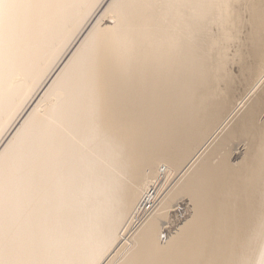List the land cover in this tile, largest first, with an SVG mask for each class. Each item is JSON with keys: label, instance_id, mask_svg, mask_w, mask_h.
Instances as JSON below:
<instances>
[{"label": "bare ground", "instance_id": "bare-ground-1", "mask_svg": "<svg viewBox=\"0 0 264 264\" xmlns=\"http://www.w3.org/2000/svg\"><path fill=\"white\" fill-rule=\"evenodd\" d=\"M259 6L261 0H245ZM83 8L57 9L22 47L16 67L0 87V144L31 142L41 129L49 139L75 135L84 151L92 147L79 122L83 93L78 53L86 42L112 39L110 55L117 62L179 59L190 53L178 47L186 34L178 28L137 31L127 41L116 38L126 26L116 23L108 0H80ZM237 15L231 50L207 38L209 73L175 84L144 109L128 149L124 184L82 177L77 198L61 196L51 212H32L33 175L28 167L13 177L14 226L26 237L39 224L53 246L66 251L93 244L116 247L109 264H126L129 255L147 250L163 264H184L182 250L201 244H227L243 232L249 208L264 198L261 146L264 144V49L244 17ZM82 37L73 46L70 39ZM219 62L212 69V55ZM221 53L223 55H221ZM67 56L65 59L64 57ZM62 127H58L61 125ZM15 131H12V129ZM58 177L53 176L55 184ZM72 207L71 218L65 209ZM46 208L47 205L45 204ZM211 213L215 227L206 238L194 229ZM262 242L248 241L245 256L259 258Z\"/></svg>", "mask_w": 264, "mask_h": 264}, {"label": "snow or ice", "instance_id": "snow-or-ice-1", "mask_svg": "<svg viewBox=\"0 0 264 264\" xmlns=\"http://www.w3.org/2000/svg\"><path fill=\"white\" fill-rule=\"evenodd\" d=\"M83 7L80 0H0V87L16 67L21 48L30 45L38 28L46 19H51L53 11ZM108 7L114 17L112 23L118 17L127 29L117 40L127 41L133 33L149 28H178L186 34L178 47L190 54L160 62L151 59L139 63L131 59L117 62L110 55L111 38L86 42L77 54L81 61L79 80L70 88L82 90L78 118L86 129L88 142L94 147L85 152L83 138L72 135L68 139L63 136L49 139L38 128L31 142H13L0 155V264H109L118 245L107 248L93 244L74 250L68 258L66 251L53 246L39 224L22 237L14 226L13 177L25 167L31 170L32 212L37 219L42 212L54 210L61 196L74 201L85 173L105 185L124 184L128 176L129 145L143 110L165 91H171L175 84L209 73L208 64L202 65L197 59L203 56L206 60L209 34L216 36L219 32L215 47L231 50L236 40L237 15L247 8L245 23L253 37L259 36L264 49V0L259 6L245 0H108ZM69 39L75 46L82 37ZM218 62L214 48L213 70ZM261 71L264 72V64ZM6 146L8 139L0 144V150ZM261 168L264 174V144ZM53 176L58 177L55 184L51 182ZM73 212L71 206L65 209L68 218ZM214 227L210 212L194 225L201 238H206ZM256 236L262 242V250L258 259L250 261L244 249ZM182 252L189 257L184 264H264V198L258 210L252 204L243 232L236 231L227 244L188 246ZM125 255H128L126 264H163L147 250Z\"/></svg>", "mask_w": 264, "mask_h": 264}]
</instances>
